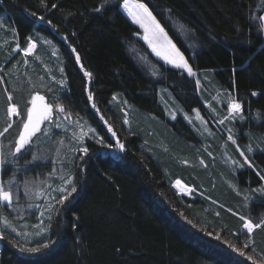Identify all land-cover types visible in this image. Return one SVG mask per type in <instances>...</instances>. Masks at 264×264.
Returning a JSON list of instances; mask_svg holds the SVG:
<instances>
[{"label": "trees", "instance_id": "1", "mask_svg": "<svg viewBox=\"0 0 264 264\" xmlns=\"http://www.w3.org/2000/svg\"><path fill=\"white\" fill-rule=\"evenodd\" d=\"M122 1L0 0V13L14 27L20 46L26 48L39 34L58 47L67 82L58 96L97 134L86 142L88 154L73 161L77 191L64 205H55L49 233L33 245L55 243L39 253L21 252L22 245L5 233L0 264H262L264 226L244 234L241 217L253 224L264 220V193L252 189L264 187V26L259 20L264 5L259 0H136L193 70L207 73L242 104L244 120L236 123L241 135L245 131L241 141L263 150L250 155L252 168L232 147L241 164L228 176L236 188L229 179L223 183L226 172L220 167H210V173L201 169L197 176L213 198L193 199L171 185L167 169L173 157L177 163L193 157L195 148L185 140L195 144L198 136L181 116H167L158 94L163 86L185 111L198 108L208 118L196 81L149 52L136 37L140 29L121 10ZM115 95L151 117L159 142L139 124L125 126ZM255 138H261L260 148Z\"/></svg>", "mask_w": 264, "mask_h": 264}, {"label": "rangeland", "instance_id": "2", "mask_svg": "<svg viewBox=\"0 0 264 264\" xmlns=\"http://www.w3.org/2000/svg\"><path fill=\"white\" fill-rule=\"evenodd\" d=\"M123 2L124 0L121 10L124 15L140 29V34H137L136 37L147 46L149 52L156 59L173 67L155 55L148 41L144 39L146 35L151 39L152 33H145L144 29L133 21L128 11L124 9ZM129 2L142 4L136 0H129ZM259 4L264 5V0H259ZM32 42L36 47L30 54L25 55L24 49L27 47L24 48L18 44L14 27L8 18L0 13V126L4 123V127L0 131H3L9 122L12 123L8 132L0 136V154L5 160L4 165L0 166V183H4L7 187L11 180L14 193L10 206L0 202V231L13 236L25 248L35 247L34 242L49 233V217L57 201L65 194L61 190L68 188L70 191L71 186L67 185L65 181L72 179V183L74 182L73 161L79 155H83L81 149L86 147L87 140L97 136L95 129L87 121L72 116L61 100L62 93L66 91L67 82L64 70L61 71L63 62L58 47L39 34L34 35ZM153 42L155 43V41ZM180 70L187 73L184 69ZM193 72L195 75L192 77L196 81L198 94L208 118L198 108L191 112L185 111L167 88L159 87L158 95L167 116L170 119L181 116L197 134L199 140L195 144L185 140L187 147L195 148L193 157H190L191 159L188 156L182 157L181 162L178 163L174 161L173 157L167 172L171 177V185L180 194L193 199L203 196L211 199L212 195L209 193L210 190L208 189L207 192V188L204 187V181V185H201V169H208L207 172L210 173V167H220L226 172L222 177L223 183L229 179L228 185L236 188V185L228 177L230 173L235 175L236 170L241 167L238 158L233 153L234 148L240 154L244 153V159L250 162L248 164L252 168L253 162L250 155L263 150H255V148L254 151L246 141L244 143L241 141V137L246 136L245 131H242L243 135H241L236 123L242 122L244 117L241 119V114H230L228 111V104L234 100V97L228 91L212 83L207 73H198L195 70ZM59 93L60 96H58ZM9 94L13 97L11 103L18 105L21 113L20 116H12L10 119L6 112L9 106L7 99ZM36 94L45 97V101H37L38 108H42L44 103L50 104L53 106L52 115L50 119L41 123V131L36 133L31 143L26 145L21 153L13 156L11 153L15 151V143L22 130V121L26 119L27 108L31 106L29 101ZM113 102L117 103L123 112V120L127 128L131 124H139L142 128H147L150 136L158 142L160 141L159 133H156V129L149 123L150 116L141 115L119 95L113 97ZM57 105H62L65 111H59ZM157 120V122L160 121ZM221 120L224 123H220ZM90 129L94 131H90ZM229 135L233 137V140L228 139ZM255 139L260 144L257 148H260L261 138ZM208 143H210L211 149ZM174 148H172V154L176 155L175 153L178 151L176 146ZM201 149L204 150V155H201ZM111 152L117 151L111 149ZM197 174H199V178ZM177 181H180L179 185H177ZM259 188L260 186H257L252 189L256 191ZM5 217L11 222L16 232L21 235L17 236L16 232L5 228Z\"/></svg>", "mask_w": 264, "mask_h": 264}, {"label": "snow or ice", "instance_id": "3", "mask_svg": "<svg viewBox=\"0 0 264 264\" xmlns=\"http://www.w3.org/2000/svg\"><path fill=\"white\" fill-rule=\"evenodd\" d=\"M43 3L44 0H41ZM53 8L56 7L55 4L52 5ZM103 5L97 7L95 11L99 12ZM123 7L128 11V14L132 17L133 21L141 26V28L144 29L145 33L151 32L152 38L149 39V37L146 35L144 37L145 40L148 41L149 46L151 47L152 51L155 53L157 57H160L163 59L167 64L172 65L174 68L177 69H184L187 71L188 75L192 76L195 75L192 68L189 66L187 59L183 55V53L179 50V48L176 46L173 41L168 38L167 34L164 32V29L160 26V24L156 21V18L152 15V13L148 10L147 7L143 4H132L129 2V0H124ZM35 15V13H33ZM40 19H43V17H40ZM259 20L262 22V26H264V15L259 16ZM50 23V22H49ZM155 41V43L153 42ZM36 47L35 43L31 41V38H29V43L26 49H24L25 55H28L32 52V50ZM17 48H19V45H17ZM75 51V50H73ZM77 62L80 61L79 55L76 56ZM83 67V65H81ZM63 71V69H61ZM85 76L91 77V73L85 71ZM199 84V81H197ZM253 96H256L258 93L252 92ZM93 97L91 93H89V100H91ZM9 101V106L7 108V116L9 119L12 116H20L21 113L19 111L18 105L11 103L13 97L11 94L7 97ZM37 101H45V97L41 96L39 94L34 95L31 100L29 101L30 107L27 108L26 113V119L22 121V130L19 132L18 139L15 143V151L11 153V155L16 156L17 154L21 153L22 149L25 148L26 145H29L32 141V138L36 135L37 132L41 131L40 125L44 121H47L50 119L53 111V106L47 103H44L42 108H38ZM95 108V104L92 105ZM57 108L59 111L63 112L65 111L64 107L62 105H57ZM228 111L230 114H241L240 118L243 119V107L242 104L236 100H232L228 104ZM197 116L199 117V112L197 111ZM175 118V117H173ZM103 119V117H101ZM220 123H224L223 120L219 121ZM105 123H107L105 121ZM125 123H127V120H125ZM58 126V125H57ZM12 127V123L9 122L7 124V127L3 129V131H0V136H3L8 130ZM110 132H112V128L109 127L108 129ZM90 131H94L91 130ZM113 136H115V132H112ZM84 135H87V133H84ZM229 140H233V137L229 135ZM234 142V141H233ZM97 143L103 144V138H99L97 140ZM117 145L120 151H123L125 146L124 144L117 141ZM106 147H111V145H105ZM251 150V149H249ZM84 155H87L89 152V149L87 147H83L81 149ZM241 155L243 156L244 153L241 152ZM34 159H36L34 157ZM5 160L2 158V154H0V166L4 165ZM245 163H250L245 159ZM261 179H264V176L261 177ZM67 185H70V191L68 188H64L61 191H63L65 194L60 197V199L57 201L60 205H64L65 202L69 199V196L71 193H75L77 191V188L72 183V179H68L65 181ZM177 185L180 184V181L176 182ZM13 182L10 180L8 182V186L6 187L4 183H0V202L11 205L13 201ZM256 191L260 193H264V187H261L257 189ZM43 215V213H41ZM50 219V217H49ZM241 220L244 221L243 223V229L246 230L244 234H251L254 228H260L261 226H264V220H262L260 223L253 224L252 220L246 219L244 217H241ZM191 223V221H189ZM4 225L5 228L10 229L12 232H16V229L12 227L11 222L8 221L7 217L4 218ZM16 235L19 236L21 233L16 232ZM208 235H212V233H208ZM6 239L5 232L0 231V240ZM215 239L219 240L220 237L216 236ZM55 241L49 240L47 243H42L38 247H28L25 248L23 246H20L21 252H27V253H39L44 249H48L52 244H54ZM232 251L238 252L240 256H245V252L241 249L236 248L235 246L229 244L228 245ZM248 244H244V248H248ZM247 259L252 260V256H247ZM253 264H256L254 261ZM264 264V262H262Z\"/></svg>", "mask_w": 264, "mask_h": 264}, {"label": "bare ground", "instance_id": "4", "mask_svg": "<svg viewBox=\"0 0 264 264\" xmlns=\"http://www.w3.org/2000/svg\"><path fill=\"white\" fill-rule=\"evenodd\" d=\"M8 234V233H7ZM20 244V243H19ZM23 245V244H22ZM36 247V246H35Z\"/></svg>", "mask_w": 264, "mask_h": 264}]
</instances>
